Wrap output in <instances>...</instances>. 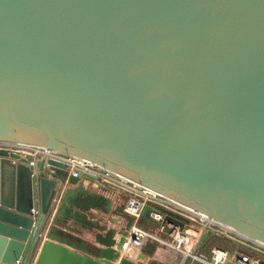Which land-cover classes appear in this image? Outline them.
<instances>
[{"label":"water","instance_id":"water-1","mask_svg":"<svg viewBox=\"0 0 264 264\" xmlns=\"http://www.w3.org/2000/svg\"><path fill=\"white\" fill-rule=\"evenodd\" d=\"M0 141L88 158L264 241V0H0ZM68 166L0 148V264H25L39 244L35 264L178 260L120 255L134 218L122 206L117 247L100 231L98 248L40 240L62 182L75 184L63 200L75 189L111 205L80 181L96 172ZM151 207L141 214L155 219ZM214 232L204 222L198 241Z\"/></svg>","mask_w":264,"mask_h":264},{"label":"built area","instance_id":"built-area-1","mask_svg":"<svg viewBox=\"0 0 264 264\" xmlns=\"http://www.w3.org/2000/svg\"><path fill=\"white\" fill-rule=\"evenodd\" d=\"M0 148L8 151H18L23 155L29 152L37 156L56 157L69 163V172L72 174L77 173L74 167L78 166L85 170L96 172L98 176H105L114 179L122 183V185L126 186V188H128L130 191V195L129 202L125 207V210L129 214L133 215L134 218L128 230L127 236H125V245H123V250L125 251V253L129 252L131 249H142L147 240L150 237H155L156 235V231L147 229L139 225L137 222V218L140 215L141 206L148 201V203H150L151 205L157 206L159 208L155 209L154 211L152 210V213L150 212L152 217L159 220V228L162 229L166 224L170 225L167 231L168 235H171V237H175L174 233L177 232L184 238V243L173 242L171 245L172 247H174V249L177 250V253H179L178 260L173 264H259V260L264 257V255L259 251H254L248 246L242 243H238L232 239L230 240L237 246L246 248L247 250L253 252L254 255L245 250H239L238 248L234 247L229 250L227 247H223L219 244H213L207 247V250L205 252L200 251L197 248L201 242L198 241L199 236H194V234L192 233H190V236L185 234L184 225L189 223L190 221H193V223L197 225L199 231L201 230L203 223L208 221V223L215 228L214 233H219L221 235H223V233H227L239 240L252 245L253 247H258L262 250H264V242H261L259 240L256 241L248 235H245L244 233L237 230L235 231L234 229L229 228L225 225H221L220 223L212 220L209 217V219L199 218V216L195 212L182 207L178 203H175L164 193L141 185L138 182L124 177L116 172L114 174H110L109 169L101 167L88 158L65 153L55 148L35 143H13L0 141ZM130 204H135V208L131 209ZM174 213H178L181 215V218L185 217L188 220L184 221L182 219L183 223L180 225L174 220L166 219V216L171 217ZM132 232L135 234L134 237L131 236ZM190 242V247L186 248L185 246Z\"/></svg>","mask_w":264,"mask_h":264},{"label":"rangeland","instance_id":"rangeland-1","mask_svg":"<svg viewBox=\"0 0 264 264\" xmlns=\"http://www.w3.org/2000/svg\"><path fill=\"white\" fill-rule=\"evenodd\" d=\"M111 171L112 170H110V174L115 173L114 171H112V172ZM98 179L100 180V182H98L99 185L94 184V186H95V188L101 187V189H103L102 191L95 190L93 188L90 189V187H88L87 185L86 186L92 192H99L100 191L99 193H101L104 196L109 197L111 199V205L108 206L106 203H99L96 200V197L91 194L90 196H84V197H81L80 199H76L77 201H80V202L83 201L84 199L88 200L89 203L91 204V206L88 207V206H86V204H84L82 207H79V206L76 207V206H74V204H71L73 201H76V200L72 199L68 195L69 193H72V192L74 193V190H75L74 189V190L69 191V193L67 194V196L65 198L66 202L63 200L61 207H58L59 202L55 201V194H54V197L52 200H54L55 204L51 203V207H50V213H51L50 223H51V225L48 228H46V230H47L46 236L47 237H49L51 234L54 236L55 240L63 242L66 245L71 246V247L76 248V249H80L82 247L84 249H86V247L88 248L89 242H88L86 237L92 235V233H94V236H95L96 231H100V232H103V233H106L108 235L115 237L114 233H118L117 229L119 228L118 225H121V223H119L121 218L120 217H119L120 219L117 218V219H119L118 221L116 220L113 222L114 224H110L109 219L114 220V218H112V217L108 218V213L113 214L112 210H110V209H112L113 206L114 207L115 206H122L123 210L126 213H128L125 210V207L127 206L128 202H129L130 191L128 188H126V186L122 185V183H120L114 179H111L109 177L98 176ZM109 190H113L114 192H116L115 194H116L117 198H119V199L121 198V200L119 202L113 203L112 202L113 199L105 192V191H109ZM59 191L61 193V189L58 186L55 190V193L59 192ZM78 193H79L78 196L84 195L82 191H78ZM68 202L70 203L69 205H68ZM146 203H148V201ZM145 204H143L141 206V210ZM72 207H74L75 209ZM57 208L60 209V211H56ZM78 210L80 211V213H76ZM72 213L78 214L80 216H84L90 220L97 217L99 222L93 224V226H89V225L83 226L80 220H78L77 218H75L74 216L71 215ZM102 215H104L105 218H102ZM115 216L118 217L117 214ZM121 217H123V216H121ZM126 220L127 219H125V222H126ZM137 222L139 225H141L147 229L156 231L155 237H150L142 248L152 252V254H154L155 256L163 257L164 259H166V261H172L174 254H175V252H177V250L174 249V247H172L171 245L173 242L184 243L185 241H184L183 236L180 235L179 233L175 232L174 233L175 237H171V235H168V233H167L170 225L166 224L165 227L160 229L159 228V223H160L159 220L152 219L150 217L142 215L141 211H140V215L137 218ZM89 227H91V228H89ZM122 228H124V226H122ZM251 238H253V237H251ZM90 239H91V237H90ZM213 244H219L223 247L225 246L229 250H231L232 247L238 248L239 250L242 249V250H245V251L249 252L250 254L254 255L253 252L247 250L246 248H244L242 246H237L229 238H227L224 235H221L219 233H217V234L212 233V234L208 235V237H206L205 240L200 242V244L198 245L197 248L200 251L205 252L207 250V247H209ZM190 245H191V242L188 243L186 245V247L188 248V247H190ZM119 249H120V247H119ZM122 254H125V253L123 252ZM35 259H33L30 262H28L29 261L28 260L25 264H35L34 263Z\"/></svg>","mask_w":264,"mask_h":264},{"label":"bare ground","instance_id":"bare-ground-1","mask_svg":"<svg viewBox=\"0 0 264 264\" xmlns=\"http://www.w3.org/2000/svg\"><path fill=\"white\" fill-rule=\"evenodd\" d=\"M122 173V172H121ZM124 174V173H123ZM124 176H126V174H124ZM84 183L88 186V187H90V189H95V190H103V189H101V187H99V188H95V186H94V184H98L99 185V183H97L98 181H97V179L95 180V179H92V178H89V177H86V176H84ZM95 181H97V182H95ZM134 181H136V180H134ZM82 183H83V181H82ZM83 183V185L85 186V184ZM86 186V187H87ZM144 186H146V187H148V188H151V189H153L152 187H149L147 184H144ZM89 189V188H88ZM153 190H156L155 188L153 189ZM113 200H112V202L113 203H116V202H119L120 200H121V198L119 199V198H117V196H116V192H114L113 190H109V191H105ZM167 197H169V196H167ZM170 198V197H169ZM171 200H173L175 203H178L179 205H181L182 207H185L186 209H188V210H191V211H193V212H195L198 216H199V218H204V219H209L207 216H205L204 215V213H202V212H200V211H198L197 209H195L194 207H191L190 205L188 206L186 203H184V202H181V201H178L176 198H174V197H172V198H170ZM114 207V206H113ZM130 208L131 209H134L135 208V204H130ZM110 210H112V209H110ZM112 212H113V214H111V213H108V218H110V217H112V218H114V220H111V219H109L110 220V224H114L113 222L114 221H118L120 218L122 219V220H125L126 218H125V216H123V215H121V214H118L117 212H115V211H113L112 210ZM118 215V217H116L115 215ZM121 216H123V217H121ZM120 217V218H119ZM117 218H119V219H117ZM120 219V220H121ZM212 220H214V221H216V222H218V223H220L221 225H225V226H227V227H229V228H232V229H234L235 231H236V229L235 228H233L232 226H230L229 224H227V223H225V222H219L218 220H216V219H213V218H211ZM122 223H123V225L122 226H124V224H125V221H122ZM118 230V233L121 235L122 234V227L120 226V228H118L117 229ZM184 231H185V234H188L189 236L191 235L190 233H192V234H194V236L196 235H199V232L200 231H198V229H195L194 228V226H193V224H192V222H189V223H187L185 226H184ZM238 231V230H237ZM118 233H114V234H116L115 236H116V242L113 244V246L114 247H117V245L119 244L118 243V240H119V236L120 235H118ZM245 235H248V234H245ZM124 236H127V234H125ZM250 236V235H249ZM90 237H94V239H95V241H96V243H98L99 245H97L98 247H100V246H103L104 244H103V242L102 241H99V240H97L96 238H95V236L93 235V233H92V235H90ZM250 237H252V236H250ZM254 238V237H253ZM125 240V239H124ZM124 240H123V242L121 243V246H120V248H122L123 249V245H125V242H124ZM254 240H259V241H261V242H264L263 240H261V239H259V238H257V239H255L254 238ZM93 247H92V246ZM88 246L90 247L91 246V248H95L96 246L94 245V244H88ZM98 247H96V248H98ZM186 247V246H185ZM187 248V247H186ZM120 253H121V251H120Z\"/></svg>","mask_w":264,"mask_h":264},{"label":"crops","instance_id":"crops-1","mask_svg":"<svg viewBox=\"0 0 264 264\" xmlns=\"http://www.w3.org/2000/svg\"><path fill=\"white\" fill-rule=\"evenodd\" d=\"M80 181H83V183H84V176L80 179ZM97 181L98 182H100V180L99 179H97ZM97 181H95V182H97ZM97 182V183H98ZM85 184V183H84ZM59 186V188L61 189V193H60V191L59 192H54V194H55V201H57V202H59L58 203V206L59 207H61V205H62V201H63V193H64V190H65V188L67 187V186H75V184L74 183H72V182H69V181H65L64 183L62 182L60 185H57V187ZM56 187V188H57ZM85 187H86V184H85ZM56 190V189H55ZM78 191L79 190H74V193L72 192V193H69L68 195H69V197H71L72 199H80L81 197H84V195L82 196H78ZM101 191V190H100ZM99 191V192H100ZM54 194H53V197H54ZM53 197H52V199H53ZM64 201H65V199H64ZM66 202V201H65ZM52 204H55V202H54V200H52V202H51ZM70 203L68 202V205H69ZM75 206V205H74ZM155 207H157V206H153L152 205V207L149 209V212H148V214L150 215V216H152L151 215V213H152V210L154 211L155 210ZM56 208V207H55ZM72 208H74V207H72ZM75 209V208H74ZM151 212V213H150ZM107 217V216H106ZM102 218H105L104 217V215H102ZM49 219H50V217H49ZM104 220V219H103ZM122 221H125V220H120L119 221V223H121V224H123L122 223ZM175 221V220H174ZM50 222V221H49ZM176 222V221H175ZM190 222H192V224H193V226H194V228L195 229H197V225L195 224V223H193V221H190ZM186 225V224H185ZM120 226L121 225H118V227L120 228ZM122 227V226H121ZM46 228H48V227H45L44 228V231L42 232V235H41V238H40V240H42L43 241V239L46 237V234H47V230H46ZM46 230V231H45ZM198 231H199V229H198ZM93 235H94V233H93ZM116 235V234H115ZM118 235H120L119 233H118ZM116 237V236H115ZM87 238V240H88V242H89V245L90 244H94L96 247H98L97 245H99L98 243H96V241H95V239H94V237H91V239H90V236H88V237H86ZM117 239V238H116ZM39 243H40V241H39ZM38 243V244H39ZM39 246H40V244L39 245H37L36 247H35V249L33 250V252H32V254L30 255V257H29V261L28 262H30V261H32L33 259H35L36 258V256H37V252H38V250H39ZM95 247V248H96ZM143 249V248H142ZM135 250H137V249H131L129 252H127L128 254H130V255H132L133 253H134V251ZM145 252H147L148 253V257L147 258H150L151 256H155L154 254H152V252H150V251H148V250H145V249H143ZM83 251V250H82ZM120 251H121V253H120V255L124 252L125 253V251L123 250V249H121L120 248ZM158 257V256H157ZM147 258L146 259H144V260H147ZM159 258H161V259H164L163 257H160L159 256ZM117 259L118 258H115L114 257V261H115V264L117 263ZM164 260H166V259H164ZM168 262H172V261H168Z\"/></svg>","mask_w":264,"mask_h":264}]
</instances>
